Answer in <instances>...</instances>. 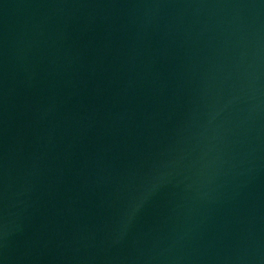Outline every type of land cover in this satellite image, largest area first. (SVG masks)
<instances>
[{
	"label": "water",
	"instance_id": "water-1",
	"mask_svg": "<svg viewBox=\"0 0 264 264\" xmlns=\"http://www.w3.org/2000/svg\"><path fill=\"white\" fill-rule=\"evenodd\" d=\"M0 264H264V0H0Z\"/></svg>",
	"mask_w": 264,
	"mask_h": 264
}]
</instances>
